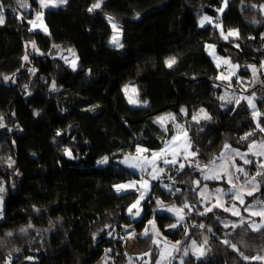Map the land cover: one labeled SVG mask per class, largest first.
<instances>
[{
    "label": "trees",
    "instance_id": "1",
    "mask_svg": "<svg viewBox=\"0 0 264 264\" xmlns=\"http://www.w3.org/2000/svg\"><path fill=\"white\" fill-rule=\"evenodd\" d=\"M96 2L68 0L46 9L45 32L29 23L38 0H0V264H126L134 256L125 245L130 238L154 264L160 247L149 221L170 242L194 240L208 248L183 264H260L254 257L264 245L225 243L220 220L228 214L204 210L197 180L205 181L197 166L156 181L138 219L128 208L139 193L114 186L139 178L121 158L137 147L162 149L174 136V120H155L166 112L183 122L199 165L214 161L225 144L245 150L264 138L245 100L220 99L245 82L264 126V0H228L221 14L224 0H103L89 12ZM204 14L218 26H200ZM108 17L122 29L123 47L109 43ZM222 30L238 36L225 39ZM206 44L239 66V79L219 77ZM71 47L80 58L76 69L64 58ZM171 57L176 63L169 68ZM129 83L144 105L128 102L123 88ZM202 107L211 119H193ZM105 156L108 163L98 164ZM157 201L187 204L186 225L170 227L175 218ZM173 256L171 264H180L179 254Z\"/></svg>",
    "mask_w": 264,
    "mask_h": 264
},
{
    "label": "rangeland",
    "instance_id": "2",
    "mask_svg": "<svg viewBox=\"0 0 264 264\" xmlns=\"http://www.w3.org/2000/svg\"><path fill=\"white\" fill-rule=\"evenodd\" d=\"M59 6L53 7L49 5L46 8L56 9L59 8ZM225 8L226 6L223 2V5L220 9L224 10ZM261 8L264 12V4H262ZM220 9H219V13L221 14L222 11H220ZM38 10L39 9L37 8L36 13L39 12ZM44 12L45 9L42 12L43 13L42 22L46 23L44 19ZM204 17H209L210 19L205 20L203 26L209 23L218 26L216 18H213L212 16L207 14H204L200 18L199 20L200 26H201V20ZM117 26L119 31L118 33H114L112 28L113 32H112L111 40L113 39V36L116 35L119 40V43L121 44L122 29L118 24ZM36 27H40L38 21L36 22ZM209 46L212 47L209 48ZM205 49L208 55L215 62L216 66L220 69L219 77L221 79L224 80H231L233 78L239 79V75H238L239 66L237 64H234L228 57L219 54L216 46L213 44H206ZM65 59L72 68H73L72 66L73 63H75V69L79 66L80 58L74 47L68 49ZM225 60L229 61V63H224ZM263 65H264V61H263ZM248 87H249L248 84H246L245 82H238L236 84H233L232 88L227 89L223 94L224 100L226 101V99H228V101H231L232 98L234 102H239L242 100H245L247 102L246 98L251 97L256 106L255 109L250 107L248 102L247 104L252 114L253 111H256L260 114L254 118L256 124H259L260 127H264L260 123L262 113L258 106L256 96L245 92L247 91ZM237 90H240V92ZM124 91L126 97L129 100L132 99L135 101L134 103H130L132 106L144 105L137 97V90L135 89L133 84L130 83L129 85L125 86ZM243 92H245V94ZM182 109L185 110L182 113L186 115L187 108L182 107ZM201 109H203L204 112H206L208 116L211 117L209 111L206 108L202 107L194 112L193 117L194 116L197 117V119L195 120H203L202 118L203 113H201ZM169 114H171V116H174L175 119H165L162 125H167L168 122L174 120L173 137H177V139L174 140L172 137L168 141V143L171 142L170 145L167 148L165 145L163 149L165 150L166 155L153 159L151 154L153 152L160 153L162 149L153 150V151L147 150L143 153H137V151L135 150L129 154H126L123 158L120 159L121 163L122 161H125L127 159V163H122V164H124L125 166H127L128 168L132 169L133 171L139 174V178L136 179L137 181L135 180L136 182H138L139 188L143 180H147L149 182V187L145 192V198L140 202V205L138 206L141 209L140 216L137 217L129 214L130 217L132 218L138 219L142 216L143 214L142 203L150 194L152 185L156 181L161 179L162 178L161 176L163 174L165 177L171 175L173 172H175L177 169L180 168V164H184V167L186 165H195V166L199 165L195 157H189L188 159L184 158L187 152L189 151L193 152V151L191 150L190 147L187 146L188 144H190V138L185 126L183 125V122H181L177 118L176 114L173 112H166L157 117H167L169 116ZM157 117L155 118L156 122H158ZM184 133H187L186 137ZM252 144H255L256 147L249 150V146ZM261 144H264V138L251 142L248 148L245 150L227 144L230 145V148L226 150L223 147L221 152L214 160L215 166H213L212 162H209V163L200 164L198 167L201 170V179L205 181L204 183H201L200 180H197L199 181V184H197L198 193L201 198V203L204 206V210L206 211V209L211 208L212 209L211 211L216 209V210L224 211L226 212V214H228L226 215V217H221L220 224L226 228L225 231L226 237H224V240L227 241L235 249H240L242 247L249 245L256 248H261L264 245V227H260L259 230H254V225L264 224V217H261L259 215H252V213L254 212L264 211V176H263L264 167H261V165H264V155L259 154L261 151H264V149L260 147ZM236 151L241 153V155L239 156L236 155L235 154ZM174 154H176L175 164L172 163L161 164L163 163L164 159L171 158L172 160ZM221 154L224 155V159H220ZM245 160L250 161V163L245 164L244 163ZM131 164H135L136 167L134 168L130 167ZM221 165L227 168V174L224 173L223 169L221 168ZM238 168H242L243 172L237 171ZM159 169H163V171L161 172L159 171ZM257 172L262 173V175H257ZM245 173H247V175H245ZM206 175L209 176L210 178L205 179ZM152 176H155L156 178L153 179ZM213 176H219V178L218 179L212 178ZM229 176L231 177V182H229ZM253 176H255L256 183L258 185V189L256 190H253V185L247 183V181L251 179V177ZM233 185H235V187H233ZM218 189L220 190L219 192L217 191ZM141 191H145V189H141ZM249 191H252L253 194L248 195L247 193ZM237 193L243 199V203L240 202V199L236 198ZM139 196H140V191H139ZM217 204L222 206H214ZM3 206H4V201L3 199L0 198V212L3 211ZM169 208L183 209V211L179 214L183 216V219L181 220L179 218V215L175 214V212L168 211ZM162 210L175 218V224L177 226L186 225L187 222L186 216L191 211L190 209H188V207L179 206L175 204L165 205L163 206ZM135 211L136 209H133V212ZM211 211H206V212H211ZM233 212H238L239 215H233ZM153 223L155 225V228H153V224H151V230L155 233L154 234L155 241L160 247L159 257L154 264H171L174 254H179L180 264H183L184 259L189 254H193L196 257H203L207 253L208 248H206L205 245H201L196 241H195V247H193L194 240H191L188 245H184V246L181 244V241H178L179 243L168 241L166 238L163 237L162 233L157 229L155 222ZM125 245H126V249L130 252V254H134V256L128 258L126 264H136L137 259L142 261L141 264H153L148 258L145 259L142 257V254L139 252L137 241L134 238L126 239ZM185 250H187L188 253L187 255H185ZM198 250H202L203 255H200V252ZM258 256L264 257V251L261 254H258L256 257ZM259 260H261L260 264H264V259H259Z\"/></svg>",
    "mask_w": 264,
    "mask_h": 264
},
{
    "label": "snow or ice",
    "instance_id": "3",
    "mask_svg": "<svg viewBox=\"0 0 264 264\" xmlns=\"http://www.w3.org/2000/svg\"><path fill=\"white\" fill-rule=\"evenodd\" d=\"M39 2H40V6L43 8V7H47L49 5H51L53 7H57V6L61 5V4L67 3V0H39ZM102 3H103V0H97V2L95 4H93L88 9V11L89 12H92L95 9L100 8ZM224 4H225V6H227V0H224ZM220 11H223V9H220ZM42 15H43L42 12H37V20H40L42 18ZM209 19H210L209 17H204L201 20V26H203V23H204L205 20H209ZM108 21L112 25V28H113L114 33H118L119 29H118L117 24L114 22V19L112 17H108ZM3 23H4L3 6L0 5V24H3ZM29 23L33 24V27H36V23L34 21H29ZM31 30L32 29H30V31ZM44 31H47V29L45 28ZM221 34L224 35V38L225 39H228L229 36H238V32H235V31H229L225 35L223 33V30H222ZM110 43H113V44H115L118 47H123V45L119 43V40H118V38H117L116 35L113 36V39L110 41ZM236 46L239 47V45H236ZM32 47L35 48V43L34 42H32ZM211 47L212 46H209V48H211ZM23 59L24 60H27L28 59V56L25 55L23 57ZM175 63H176V58L175 57H171V58H169V59H167L165 61L166 66L169 67V68H171ZM224 63H229V61L225 60ZM72 66L75 69V63H73ZM262 67H264V65H262ZM32 71L34 72L35 70L33 69ZM253 71H255V69H253ZM5 79L7 80L9 78L8 77H5ZM25 87H27V86H25ZM52 87L55 88V83H53ZM220 99H224V97H220ZM246 99H247V102H248L249 106L252 107L253 109H255L256 106H255V104L253 102V99L251 97H248ZM129 102L130 103H134L135 101L132 100V99H130ZM145 103H146V101H145ZM181 111L183 112L185 110L184 109H181ZM201 113H203V116H202L203 119H206V120L211 119V117L208 116V114L206 112H204L203 109H201ZM258 115H260L258 112L253 111V117L254 118L257 117ZM0 119H2V118H0ZM165 119H175V117L174 116H171V114H169V116H167V117H157V121L160 122L161 124H163V121ZM193 119H197V117L194 116ZM0 127H3V124L2 123H0ZM257 127H260V125L257 124ZM260 131L264 132V127H260ZM59 134L60 133L58 132L57 135H59ZM184 135L186 137L187 136V133H184ZM247 135H252V133H248ZM247 135L245 137H242V139H246L247 138ZM173 139L175 140V139H177V137H173ZM170 143L171 142H169L168 144H166V148L170 145ZM187 146L190 147V144H188ZM254 147H256L255 144L250 145L249 146V150H251ZM260 147L262 149H264V144H261ZM224 148L227 150V149L230 148V145L225 144L224 145ZM136 151H137V153H143V152L147 151V149H143V148L137 147ZM65 154L68 155L69 157L72 156L71 151L70 150H67V149L65 150ZM235 154L238 155V156L241 155V153H239L238 151H236ZM259 154L260 155H264V151H261ZM151 155H152V158L155 159L157 157H162L163 155H166V152H165L164 149H162L160 153L153 152ZM175 155L176 154L173 155V159L171 161H169L167 159H164L163 162L164 163H172V164H175L176 163ZM195 156H196V152H190L189 151V152L186 153V155L184 156V158L185 159H188L189 157H195ZM108 159L109 158L107 156H105L102 159L98 160L97 163L98 164H106V163H108ZM145 159H147V158H145ZM220 159H224V155L223 154H221ZM122 163H127V159L125 161H122ZM244 163L245 164H248V163H250V161L245 160ZM212 164H213V166H215V161H212ZM130 167H133L134 168V167H136V165L135 164H131ZM183 167H184V164H180V168H183ZM197 167H199V165H197ZM261 167H264V165H261ZM221 168L223 169L224 173L227 174V168L225 166H223V165H221ZM159 171L162 172L163 169H159ZM237 171L243 172V169L242 168H238ZM245 175H247V173H245ZM257 175H262V173L257 172ZM152 178L155 179L156 177L155 176H152ZM209 178H210L209 176H207V175L205 176V179H209ZM212 178H217L218 179L219 176H213ZM229 182H231V177L230 176H229ZM247 183L253 185V190L258 189V185L256 183L255 176L251 177V179H249L247 181ZM197 184H199V181H197ZM114 187L116 188V191L117 192H120L121 190H127L129 188H135L137 191H140V196L128 208V212H129L130 215H134V216H137V217L140 216L141 209L138 206L140 205V202L145 198V192H146L147 188L149 187V182L147 180H143L142 183L140 184V188H136V182H132L130 184H120V185H116ZM233 187H235V185H233ZM141 189H145V191H141ZM3 190H4L3 188H0V192H2ZM217 191L219 192L220 190L218 189ZM247 194L248 195H252L253 192L252 191H249ZM236 198L237 199H240V202L243 203V199L239 196L238 193L236 195ZM157 203H158V205L160 207H163V204L161 202L157 201ZM214 206H222V205L217 204V205H214ZM184 207H188V205L185 204ZM133 209H136V211L133 212ZM211 210H212L211 208L206 209V211H211ZM225 210H227V209H225ZM168 211L175 212V214L179 215L183 211V209L169 208ZM201 214H203V213H201ZM0 215H2V212H0ZM233 215H239V213L238 212H233ZM252 215H259L261 217H264V211L254 212V213H252ZM179 218L182 220L183 219V216L182 215H179ZM149 223L150 224H153V228H155V225H154V223L152 221H149ZM176 226H177L176 224L170 225V227H172V228H175ZM233 226H235V225H233ZM29 227H31V225H29ZM200 227H204V225H200ZM260 227H264V224H262V225H254V230H259ZM21 231H24V229H21ZM144 234L147 235V229L145 230V233ZM9 235H11V234L9 233ZM132 235H135V234L133 233ZM206 242L207 241H205V243ZM177 243H179V242H177ZM225 243H228V242L225 241ZM193 247H195V241H193ZM198 251L200 252V255H203V251L202 250H198ZM187 254H188L187 253V250H185V255H187ZM245 259H247V257H245ZM254 259H264V257H259L258 256V257H254Z\"/></svg>",
    "mask_w": 264,
    "mask_h": 264
},
{
    "label": "crops",
    "instance_id": "4",
    "mask_svg": "<svg viewBox=\"0 0 264 264\" xmlns=\"http://www.w3.org/2000/svg\"><path fill=\"white\" fill-rule=\"evenodd\" d=\"M67 2H68V0H67ZM38 4H39V7H38V11L39 12H43V10L45 9H47L46 7H41L40 6V2H39V0H38ZM67 3H65V4H61V6H64V5H66ZM61 6H59V7H61ZM42 18L40 19V20H37V13L35 14V16L30 20V21H34L35 23L38 21L39 22V25H40V27H33V24H31L30 23V26H31V28L32 29H34V30H42V31H44V29L46 28L47 29V31H48V26H47V24L46 23H43L42 22ZM47 31H45V32H47ZM110 41H111V38H110V40H109V43H110ZM111 45H113L112 43H110ZM121 44H122V40H121ZM113 46H115V47H117V48H119L118 46H116V45H113ZM67 54V53H66ZM66 56V55H65ZM65 56H64V58H65ZM130 84V83H129ZM129 84H126L125 86H127V85H129ZM131 84H133V83H131ZM134 85V87H135V89L137 90V88H136V85L135 84H133ZM125 86H124V88H123V90L125 89ZM124 93H125V91H124ZM126 96V95H125ZM137 97L139 98V96H138V92H137ZM127 98V97H126ZM127 100H128V102H129V99L127 98ZM140 100V99H139ZM141 101V100H140ZM130 103V102H129ZM142 103V102H141ZM141 106V105H140ZM163 149V148H162ZM160 150V149H159ZM167 160H169V161H171V158H167ZM161 164H170V163H161ZM162 178L164 177V174L161 176ZM137 181V180H136ZM135 180H133V181H129V182H126V183H124V184H130V183H132V182H136ZM136 188H139V186H138V182H136ZM121 191H137L135 188H129V189H127V190H121ZM138 193H139V191H137Z\"/></svg>",
    "mask_w": 264,
    "mask_h": 264
}]
</instances>
